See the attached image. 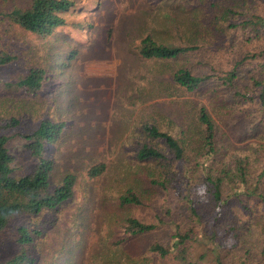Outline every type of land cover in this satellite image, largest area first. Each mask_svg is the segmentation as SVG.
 <instances>
[{
	"label": "rangeland",
	"instance_id": "rangeland-1",
	"mask_svg": "<svg viewBox=\"0 0 264 264\" xmlns=\"http://www.w3.org/2000/svg\"><path fill=\"white\" fill-rule=\"evenodd\" d=\"M72 1L75 8L63 13L65 25L37 35L5 17L14 7L29 6L30 0H0V51L18 55L16 62L0 68V81L13 80L30 68H44L50 76L34 95L13 94L0 87V134L30 133L45 118L63 122L59 138L46 145L43 156L53 163L52 187L61 185L68 174L75 177L72 197L57 208L9 220L0 231V261L19 252L17 228L23 225L35 231L27 245L34 264H155L148 246L153 241L167 242L169 230L155 229L116 244L121 235L117 220L127 214L155 220L148 207L117 208L118 197L131 187L148 185L149 176L161 178V171L173 176L167 189L151 194L154 206L163 209L177 195L205 201L207 183L192 178L194 153L190 151L184 161L171 160L167 168L160 162L139 160L136 152L145 143L164 148V142L149 137L143 127L156 125L178 139L188 131L200 135L203 128L196 117L203 104L216 123L215 145L229 156L259 140L247 136L237 119L222 121L205 95L173 84V72L180 67L203 75L212 66L215 74L226 78L240 47L228 46L222 38L211 43L207 37L200 40L192 35L197 32L193 16L201 22L211 0ZM247 1H254L257 11L264 10V0ZM147 34L168 45L200 40L201 47L174 59H143L137 45ZM256 47L248 45L244 51ZM13 119L14 127H1ZM8 144L13 174L32 172L39 159L21 150L16 140ZM100 164L104 169L92 176L90 168ZM249 240L254 243L250 246L254 257L248 264H264V244L255 236Z\"/></svg>",
	"mask_w": 264,
	"mask_h": 264
},
{
	"label": "trees",
	"instance_id": "trees-1",
	"mask_svg": "<svg viewBox=\"0 0 264 264\" xmlns=\"http://www.w3.org/2000/svg\"><path fill=\"white\" fill-rule=\"evenodd\" d=\"M253 2L211 0L201 22L193 16L197 28L193 36H200V40L207 37L211 43L222 38L228 46L240 47L226 78L215 74L212 66L210 73L203 75L180 67L172 76L177 89L205 95L222 121L229 119V123L237 119L247 136L259 140L250 143L244 152L229 156L221 145H215L216 123L203 104L199 105L196 117L203 128L200 135L188 131L187 136L178 139L156 125L143 127L149 137L164 142V148L145 143L136 152L139 160L165 165L171 160L184 161L190 151L194 153L192 178H202L207 183L205 201L195 202L177 195L173 204L164 209L161 205L154 206L151 200V194L167 189L173 178L162 171L161 178L149 176L148 185L131 187L118 197L117 208L148 207L155 220L147 222L129 214L117 220L116 224L121 222V235L116 244L155 229L169 230L167 242L153 241L148 246L157 260L155 264H248L254 257L250 247L254 243L250 244L249 238L255 236L264 244V10L257 11ZM74 8L72 0H30L29 6L14 7L5 17L27 31L48 35L65 25L63 13ZM200 40L196 44V40H191L192 44L168 45L147 34L137 49L143 59L161 61L199 49ZM248 45L257 47L244 51ZM17 60L16 53L0 51V68ZM49 78L46 69L30 68L13 80L0 81V87L13 94L34 95ZM16 124L13 119L1 127L6 129ZM63 129V122L45 118L30 133L0 134V231L14 216L37 215L44 209L57 208L72 197L74 175H66L61 185L52 187L53 163L43 156L46 145L57 140ZM12 140L21 143V150L39 159L32 172L13 174V154L8 144ZM103 169L102 164L94 165L89 172L95 176ZM17 230L20 250L0 264H34L27 245L33 241L35 231L30 232L23 225Z\"/></svg>",
	"mask_w": 264,
	"mask_h": 264
}]
</instances>
